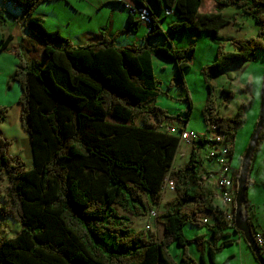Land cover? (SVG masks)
I'll list each match as a JSON object with an SVG mask.
<instances>
[{
    "label": "trees",
    "instance_id": "16d2710c",
    "mask_svg": "<svg viewBox=\"0 0 264 264\" xmlns=\"http://www.w3.org/2000/svg\"><path fill=\"white\" fill-rule=\"evenodd\" d=\"M3 1L21 12L31 35L42 43L45 61L28 64L21 60L8 82V87L14 82L21 88L20 120L34 165L28 169L22 159L12 157V140L0 132V193L5 196L0 219L11 217L21 225L14 238H0V264H177L169 252L175 243L184 249L181 264H199L187 246L202 245L204 239L187 240L183 229L188 224L210 231L208 258L214 263L216 253L230 241H221L228 225L225 212L214 203L217 197L207 186L208 174L201 171L204 159L197 151L208 141L197 143L188 161L175 169L180 140L161 127L176 117L155 105L163 93L152 57L174 62L180 86L186 89L185 57L196 46L175 49L171 37L180 32H206L216 44V61L203 70L206 80L233 63L264 54V0H163L164 6L154 0L158 10L173 11L162 20L152 12L147 40L157 39L160 45L126 48L116 47L105 33L95 43L73 46L59 32L48 31L35 16L36 9L64 0ZM144 5L138 0V6ZM228 6L240 9L260 26L255 38L224 40L218 36L230 23L221 12ZM175 13L180 21L164 31L162 21ZM128 25L134 32L139 28L133 16ZM227 44L235 51H225ZM208 87L205 126L210 120L217 133L227 136L233 155L247 106L236 117H222L212 100L213 88ZM187 101L188 120L193 108L189 95ZM8 112L0 106V124ZM170 171L176 192L157 218L162 237L146 229L135 231L131 218L116 207L135 218L148 216L160 202ZM1 184H6L4 190ZM190 204L191 212H185ZM246 206L251 208L248 202ZM205 214L212 215L215 224L205 222ZM201 264H205L203 255Z\"/></svg>",
    "mask_w": 264,
    "mask_h": 264
},
{
    "label": "rangeland",
    "instance_id": "374dc122",
    "mask_svg": "<svg viewBox=\"0 0 264 264\" xmlns=\"http://www.w3.org/2000/svg\"><path fill=\"white\" fill-rule=\"evenodd\" d=\"M63 3H55V4H42L36 10L39 13L48 14L46 12L50 11V7H58V11L63 12L62 10ZM61 5V6H58ZM7 5H3V0H0V106H5L9 109L8 116L6 120L0 124V132L2 136L5 138L12 140V145L9 151V154L12 157H18L23 160L26 167L28 169L33 168V157L30 150V144L28 140V135L22 129L21 120H20V112L21 107L18 103L19 98L21 96V88L18 83H11V86L8 87V82L10 81L11 76L14 74L15 70L20 66L22 61H31V62H44L42 60L41 51L43 50L42 43L38 39L32 37V42H29L28 39L22 41V52H15L10 47L2 50L3 44L9 39V37L14 34V32H18V24L17 19L21 22L22 16L21 12L18 9L7 8ZM41 7L48 8L47 11H42ZM231 7L228 6L221 10L222 14L226 16H230ZM45 8V9H46ZM10 10V12L8 11ZM12 12V13H11ZM65 13V12H63ZM60 19H57V16H49L48 22L46 21V26L51 29H60L66 23L65 18H68L69 12L65 13ZM245 19L238 18L235 25L240 24L239 26H245L244 31H246L244 39L247 38H255L258 34L257 31H254L253 27L256 28L257 25L254 19L245 15ZM100 16H96L91 24L95 27L100 24ZM237 18V17H236ZM65 20V21H64ZM164 20H167L164 19ZM169 20V19H168ZM233 22V19H232ZM256 25V26H255ZM239 28L236 26L234 29ZM77 30L74 29V31ZM231 27L226 26L224 30L218 34L219 37L224 40H241L243 38L237 37L238 35L234 31H230ZM73 31V27H70L68 33L71 36L75 35ZM52 32V31H50ZM66 39V38H65ZM174 40V44L180 50L186 49L190 47L192 44H195L196 49L191 54L185 57V61L188 65L187 68L183 71L184 84L186 89H183L180 86V76L177 69V65L169 60H165L167 63L164 67H160L158 62L156 64V73L160 82V90L163 95L157 101L158 107L166 110L170 116L176 117L172 121H168V124L174 126L175 128H185L190 131H194L200 134H203L206 130L205 121H204V109L207 103V98L209 94V87L211 85L213 88L212 92V100L216 107L218 115L222 117H227L230 112L233 113V117L237 116L238 111L243 105H246L247 108L244 109V123L236 137L235 142V150L233 152V161L232 166L239 168L241 165V156L245 153L251 135L255 130L256 123L259 119L260 115V107H261V87L264 78V54L258 52L255 57L251 58L247 62L244 63H233L226 67L222 72L212 75L206 80V75L203 73L205 67L213 64L216 61V52L217 46L212 42L208 36V33L202 32L200 34L190 33V32H180L171 37V41ZM83 42V41H81ZM75 44V43H74ZM85 45V44H84ZM79 46V45H75ZM225 51L233 52L235 49L229 44L224 48ZM34 60V61H32ZM12 74V75H11ZM171 82L173 86H170ZM223 90H228L232 92V96H237L236 99L234 97L229 96ZM189 95L190 100L192 102V112L190 118L187 120V111H188V101L187 96ZM110 122L119 123L113 119H109ZM140 125V123H137ZM264 145V128L260 135L258 146L253 155L251 170L249 175V180L254 181L255 179V165L256 162L260 164L258 166V176L257 181L255 182L259 186H262L264 189V155L261 150ZM193 148L191 146L183 144L179 150L178 155H185V157H189ZM185 160H175L174 166L175 169H178L183 166ZM215 163L204 160V163L201 166V171L212 169V171L218 170L219 166H215ZM6 184H1L2 190L5 189ZM255 184L250 183L247 188V202L248 205L253 208V215L251 208L247 209V213L249 215V220L252 228L255 232L260 231L258 225L264 226V201L260 198L258 191V187L254 188ZM253 189V192H252ZM0 205H5V196L4 192L0 193ZM172 198V195L167 194L164 197L163 203L165 204ZM224 209L228 208L227 206L220 203ZM192 205H188L185 208V212H191ZM117 211L124 216H128L131 218L133 223V229L135 231H145V227L150 223V219L148 216L135 218L132 217L125 212H123L119 207H116ZM164 208L161 210V212ZM210 214L203 215L204 217L209 218ZM205 219V218H204ZM1 220L0 226V238L1 239H11L17 236V234L21 230V225L16 222L11 217H6ZM214 220L211 218V223ZM212 225V224H210ZM228 229H232L230 227L226 228L225 233ZM262 231V230H261ZM162 227L158 225L157 231L154 232L157 238H161L162 236ZM264 232V231H263ZM153 233V234H154ZM184 236L187 240H193L197 237H202L204 239V244L198 245L196 243L189 244L187 246L189 255L195 260L198 259L199 264H201V255L204 251L206 253V258L208 260V264H217L219 260L220 264H224L229 262V264L235 260L233 254L236 252L238 256L235 264H242V258L238 251L236 250V246H232L231 248H223L221 251L216 253L214 263H212L208 258V248L209 243L212 242L211 233L207 228H198L191 225H186L183 229ZM229 238L228 235L224 237L222 240ZM221 240V241H222ZM246 250L250 253L251 259L253 263L258 264L253 257L250 250L247 249V246L244 245ZM169 252L172 257L178 262L177 264H181V259L184 253V249L179 247L176 243L170 245ZM197 261V260H196Z\"/></svg>",
    "mask_w": 264,
    "mask_h": 264
},
{
    "label": "crops",
    "instance_id": "0c3cea01",
    "mask_svg": "<svg viewBox=\"0 0 264 264\" xmlns=\"http://www.w3.org/2000/svg\"><path fill=\"white\" fill-rule=\"evenodd\" d=\"M119 1H121V2H119ZM160 1L162 2V5L164 6V1L163 0H160ZM143 2L151 9V11L153 12L154 16L157 19H161V20L163 19L164 11L158 10L154 0H143ZM55 3H63L62 7H61L63 12H65L66 14H67V11L69 12V15H68L69 17L65 18L66 21L65 20L64 21L66 23L63 25L62 28H60V29L57 28L55 30L53 28L49 29L45 24L46 21L48 22L49 16H57V19H60V16L61 17L63 15H64V17L66 16L65 13L58 11L59 9L57 6L49 8L50 11H52V12H46L48 8L41 7L42 11H45L48 14L39 13V12H37V10H38L37 9L35 11V16L40 17L44 21V25L48 31L59 32L73 46H75V45L83 46L84 44L86 45L89 43H95L101 39L102 33H105L106 37L108 39H110L116 47H119V48H126V47H130L133 45L142 46L144 44L160 45V41L157 39H154L152 41L147 40L148 35H147V31L144 27H139L137 29V31L134 32L130 29V27L128 25L130 13H129V10L125 7V5L128 4L131 6H137L138 0H64V1H60V2L48 3V4H55ZM3 5L4 6L6 5V4H4V1H3ZM58 6H61V5H58ZM7 8H9V6ZM230 10H231L230 16L225 17L222 14L226 19L230 20V23L227 26L231 27L230 31H234L238 34V35H236L237 37H240V38L245 37V35H246V31H244L245 26L241 27V26H239L240 24L235 25V23L239 17L243 18V20L246 18L245 14L240 9L236 8L235 6L231 7ZM8 11L10 12L9 9H8ZM20 15H21V13H20ZM100 15H101L100 24H99V26L95 27L93 24L90 23V21L91 22L93 20L95 21L94 18L96 16H100ZM21 18H22L21 22L18 19L16 22L19 25L18 26L19 31L17 33L14 32V34H12L9 37L8 43L6 45L7 49L10 47L15 52L18 50V52H20V53L23 50L22 45H21L22 41L25 39H28L29 42H32L31 38L33 37L31 35L30 30L27 27L25 19L23 17H21ZM232 19H233V22H232ZM179 21H180V19H179L178 15L175 13L172 17L167 18V20H163L161 23V27L163 28L164 31H167L168 27L171 24L179 22ZM236 26H238L239 28L234 29ZM70 27H73V31H74V29L77 28V30L74 31L75 32L74 36H71L70 34H66V33H68V30L70 29ZM224 28H222L219 31V33H221L224 30ZM253 29H254V31H257V34H258L260 27H258V26L256 28L253 27ZM81 41H83V42H81ZM172 42H173L174 48L177 50H180L174 44V40ZM41 54H42V60L45 61L44 55H43V50L41 51ZM32 61H34V60H32ZM155 62H158V65L160 67H164V65L167 62L164 61V59L159 57V56L152 57V63H153V67H154L155 76L159 80L157 73H156ZM26 63L31 64L32 62L26 61ZM232 97H234V99L237 98V96H232ZM158 99L156 100L155 105H157ZM233 115L234 114L233 113L231 114V112H230V114L227 117H233ZM115 121H117V120H115ZM204 134H205V132L202 135H204ZM261 152L264 155V147L261 150ZM233 157H234V155H232V161H233ZM178 158H179V160L184 159L185 160L184 164L189 159V157L187 158V157H185V155H177L176 160ZM258 166H260V164L258 162H256V165L254 168V171H255L254 174H255L256 180L250 181V183L255 184L253 189H255V187L259 188L258 191H256V192L259 194L260 198L264 201V189L262 186H259L258 184L255 183L258 179L257 178ZM236 169H238V168H236ZM210 171H212V169L204 170V168H203L202 172L205 174H208ZM212 184H213V182L210 185H212ZM210 185H208V186L215 193L216 190L213 186L214 184L212 186H210ZM253 189H252V192H253ZM214 203L222 211L225 212L228 210V208L224 209L223 206L220 205L221 201L219 199H216L214 201ZM251 209H252V211H254L253 208H251ZM204 218H205L204 220H207L209 225L215 224V219L212 215H210L209 218L208 217H204ZM211 218H213V220H214L213 223H211ZM227 227L232 228V229H228V231L226 232V235H228L229 238L222 240V241H230V244L224 248H229V247L231 248L232 246L237 245L236 250L238 249V251L241 255L242 264H255V263H253V261L251 259L250 253L244 247V245H246L247 249L250 250V252L252 253L250 247L247 245L246 241L244 240L243 235L236 232L230 223L227 225ZM258 227L260 229V231H258V232L264 231V226L258 225ZM162 231H163V228H162ZM162 235H163V232H162ZM202 254H203L204 263L208 264V260L206 258V253L203 251ZM232 254H233V257L235 258V260L232 261L230 264H235L238 256L236 255V252L231 253V255ZM252 255H253V253H252ZM253 257H254V255H253ZM196 260H197V262H200V261H198V259H196ZM216 263L220 264L219 260L217 262V257H216Z\"/></svg>",
    "mask_w": 264,
    "mask_h": 264
},
{
    "label": "built area",
    "instance_id": "2783aa9c",
    "mask_svg": "<svg viewBox=\"0 0 264 264\" xmlns=\"http://www.w3.org/2000/svg\"><path fill=\"white\" fill-rule=\"evenodd\" d=\"M7 6H10V3H7ZM125 7L129 10L130 16H133L135 20L139 22V27H144L148 34L150 32L153 17L151 9L147 5L131 6L126 4ZM164 14L166 17H169L173 14V11L171 9H165ZM207 129L209 132L207 134L205 132V134L202 135L185 128H175L171 125H164L161 127V130L165 133L178 137L180 146L185 144L194 148L200 141H208L205 146L197 152L204 160L215 163L214 166H219V169L208 173L206 183H208V186L213 182L214 185H212L216 190L215 194L217 199L228 207V210L225 211V220L228 224L230 223L233 225L235 198L237 193V169L232 166V154L230 152L227 136L217 133L216 125L210 120L207 122L206 130ZM171 173L172 171H170L164 179L161 188V199L158 206L152 209L148 214L150 223L145 227L147 231H157L159 225L157 218L164 205V197L167 194L173 195L176 192V182L172 178ZM205 222H207V220H205ZM253 238L261 254L264 255V232H256Z\"/></svg>",
    "mask_w": 264,
    "mask_h": 264
},
{
    "label": "water",
    "instance_id": "95a60500",
    "mask_svg": "<svg viewBox=\"0 0 264 264\" xmlns=\"http://www.w3.org/2000/svg\"><path fill=\"white\" fill-rule=\"evenodd\" d=\"M264 128V78L261 87V107L259 119L256 123L255 130L253 131L248 147L241 158V165L239 169L238 179H237V193L235 198L234 207V225L235 231L243 235L244 240L250 247L256 261L259 264H264V256L261 254L258 246L256 245L252 230L250 228L248 219L249 215L247 213V188H248V175L251 167L253 155L258 146L260 135Z\"/></svg>",
    "mask_w": 264,
    "mask_h": 264
}]
</instances>
